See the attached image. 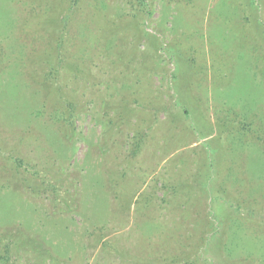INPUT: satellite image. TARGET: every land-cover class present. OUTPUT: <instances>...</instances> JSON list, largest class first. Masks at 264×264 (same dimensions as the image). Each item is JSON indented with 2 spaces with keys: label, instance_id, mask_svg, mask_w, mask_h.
I'll return each instance as SVG.
<instances>
[{
  "label": "rangeland",
  "instance_id": "rangeland-1",
  "mask_svg": "<svg viewBox=\"0 0 264 264\" xmlns=\"http://www.w3.org/2000/svg\"><path fill=\"white\" fill-rule=\"evenodd\" d=\"M0 264H264V0H0Z\"/></svg>",
  "mask_w": 264,
  "mask_h": 264
}]
</instances>
